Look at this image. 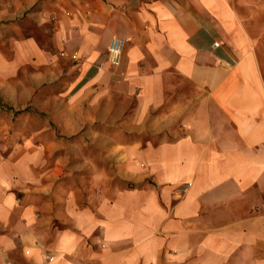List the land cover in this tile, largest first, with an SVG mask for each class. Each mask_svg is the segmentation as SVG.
Returning <instances> with one entry per match:
<instances>
[{
    "label": "crops",
    "instance_id": "obj_1",
    "mask_svg": "<svg viewBox=\"0 0 264 264\" xmlns=\"http://www.w3.org/2000/svg\"><path fill=\"white\" fill-rule=\"evenodd\" d=\"M20 18L24 61L68 57L34 107L95 128L0 158V264H264V0H0Z\"/></svg>",
    "mask_w": 264,
    "mask_h": 264
},
{
    "label": "rangeland",
    "instance_id": "obj_2",
    "mask_svg": "<svg viewBox=\"0 0 264 264\" xmlns=\"http://www.w3.org/2000/svg\"><path fill=\"white\" fill-rule=\"evenodd\" d=\"M48 32H40L36 25L26 18L20 20H10L0 23V102L4 105V111L0 112V158L12 152H21L22 150H31L34 145H39L41 149L52 146L57 142L58 150L56 157L64 153L69 145L75 149L81 144L75 145V139L84 131H90L95 126H84L82 131L76 137L67 139L66 128L56 127L49 121V112L41 111L34 107V90L38 81L41 82V95L37 97L42 103L48 102L50 89L63 88L66 79L63 61L68 58L64 52L58 54L61 60L56 64L55 59L52 62L39 64L36 66L35 58L23 60L24 47L22 42L26 37H36L45 49L49 51ZM23 47V48H22ZM30 52L31 49H25ZM32 56V55H31ZM76 60L75 56L69 57ZM63 63V64H62ZM61 70L62 78L57 83H52L49 76H54L56 70ZM34 75L37 79H34ZM60 97H65L62 95ZM61 110V112L65 111ZM22 110H25L23 113ZM73 115L80 112L72 110ZM72 119V118H71ZM51 124V125H50ZM77 128H70L74 132ZM109 128H106L108 130ZM54 136V137H53ZM122 137V136H120Z\"/></svg>",
    "mask_w": 264,
    "mask_h": 264
},
{
    "label": "built area",
    "instance_id": "obj_3",
    "mask_svg": "<svg viewBox=\"0 0 264 264\" xmlns=\"http://www.w3.org/2000/svg\"><path fill=\"white\" fill-rule=\"evenodd\" d=\"M109 56H110V61H111V63H112L113 65H118V63H119V56H120L119 51L110 48V49H109Z\"/></svg>",
    "mask_w": 264,
    "mask_h": 264
},
{
    "label": "trees",
    "instance_id": "obj_4",
    "mask_svg": "<svg viewBox=\"0 0 264 264\" xmlns=\"http://www.w3.org/2000/svg\"><path fill=\"white\" fill-rule=\"evenodd\" d=\"M3 107H4V105L1 104V102H0V112H1V111H4Z\"/></svg>",
    "mask_w": 264,
    "mask_h": 264
}]
</instances>
